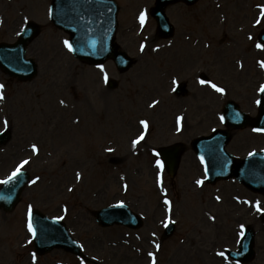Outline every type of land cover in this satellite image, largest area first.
Segmentation results:
<instances>
[{
	"label": "rangeland",
	"instance_id": "1",
	"mask_svg": "<svg viewBox=\"0 0 264 264\" xmlns=\"http://www.w3.org/2000/svg\"><path fill=\"white\" fill-rule=\"evenodd\" d=\"M117 1L119 36L126 33L122 49L137 57L138 63L125 78L118 77L116 90L108 89L104 81L106 74L114 77L112 63L101 69L81 64L66 46L68 36L51 24L28 50L39 65L34 81L20 83L0 70V85H4L0 133H13L0 147V184L24 161L28 163L20 169L31 174L15 211L0 210V264H152L153 256L156 264H203L210 255L211 264H222L214 254L225 246L223 237L228 233L234 237L240 225L256 223L227 219L223 202L214 200V194L244 197L245 192L234 190L231 183L200 188L194 182L204 176L190 169L187 157L174 178L161 174L160 161L149 154V148L175 140L169 128L176 113H186L190 124L199 120L198 114L204 115V105L213 99L208 92V101H203L206 94L196 83L202 71L196 69L205 70L210 79L217 76L213 60L222 55H216L212 47L227 44L225 38L234 43L223 48L225 59L235 58L240 47L245 49L246 34L255 31L252 10L255 5L263 7L264 0H204L188 9L174 5L167 10L175 26L168 40L156 36L150 16L155 0ZM38 7L34 3V9ZM262 27L264 19L256 32ZM180 56H186L185 60ZM255 66L256 61L246 60L245 69L235 73L247 78ZM168 67L174 71L163 77ZM172 77L189 83L187 97L172 95ZM228 83L232 89L238 86ZM153 102H157L154 110L149 108ZM140 119L150 120L151 130L145 143L135 146L132 139ZM117 203L141 214L143 228L99 227L94 212ZM34 209L63 220L81 244L85 260L62 250L36 255L28 218ZM170 222H175L176 233L164 240L163 231ZM108 244L114 247L111 252Z\"/></svg>",
	"mask_w": 264,
	"mask_h": 264
},
{
	"label": "water",
	"instance_id": "2",
	"mask_svg": "<svg viewBox=\"0 0 264 264\" xmlns=\"http://www.w3.org/2000/svg\"><path fill=\"white\" fill-rule=\"evenodd\" d=\"M184 1L188 4L196 0H158V5L153 11V16L158 22L159 29L165 36H170L173 32L165 16V8L174 2ZM111 1L101 0H55L52 21L56 26L64 28L72 36L74 55L90 64H101L109 58H113L117 66L127 70L133 64L128 57L115 50L113 46L114 30L117 26L116 9L110 13H105L106 5H113ZM92 14V16H89ZM91 18L86 20V18ZM34 31V34H32ZM37 35L36 29H30L23 36L22 44L10 47L0 46V66L9 74L19 78L22 81H28L37 74V66L33 60L25 59L26 42L31 41ZM264 103V101H263ZM264 110V105H263ZM264 120V113L262 116ZM10 137V133L0 135V144H3ZM253 162H245L247 168L251 167ZM175 161L169 164L170 171L175 169ZM255 168V167H254ZM248 177H253L255 171L250 169ZM233 174H211L213 182L230 178ZM28 175L23 172L4 183L0 189V207L5 211H12L19 195L28 181ZM254 182V181H249ZM98 221L102 226H112L120 224L132 228H138L141 223L136 215L132 214L126 207H110L97 213ZM32 224L35 232V248L38 253L44 254L54 248H65L76 254L79 253L77 244L71 239L68 231L58 221L50 220L39 212H34ZM170 235L173 231L169 229Z\"/></svg>",
	"mask_w": 264,
	"mask_h": 264
},
{
	"label": "flooded vegetation",
	"instance_id": "3",
	"mask_svg": "<svg viewBox=\"0 0 264 264\" xmlns=\"http://www.w3.org/2000/svg\"><path fill=\"white\" fill-rule=\"evenodd\" d=\"M0 4L2 5V12H0V21L3 19H9L7 16L10 14L8 13V9L11 10L13 13V20H11L12 25L5 28V39L15 40L18 36V32L20 29L21 24L24 23L25 19L28 15L32 14V0H0ZM7 21V20H6ZM219 64H223V60L221 57H219ZM191 65L189 64V67ZM225 70L224 67H221V78L224 79ZM258 73L256 72L253 78H244L239 79L238 85L246 87L249 89V92L246 94H240L239 90L237 92V96L243 100L245 110L250 113V111H254L256 113L257 110V97L256 93L252 91L254 90L258 84ZM264 73H260V80H262ZM245 81V82H243ZM223 93H226L225 91ZM213 102H210L206 105V108H210L211 105L217 106V111H213L211 113L205 114V119H203L200 122H197L196 124H190V122L186 119L184 122V134L186 137H190V133L193 132L194 128L201 129L200 134H207L210 133L213 129H215L217 126H223V114L222 110L224 108L225 103H214L215 99L212 96ZM184 106V105H183ZM187 116V114H186ZM169 130L172 132V134H175L173 129L169 128ZM198 133L196 131L193 132V134ZM228 150L237 157H244L252 152H264V133L257 132L254 129H245L241 131L233 132L231 141L228 145ZM195 164L193 162L191 169H198L197 167H194ZM238 188H241L240 186ZM246 190V189H245ZM256 201V200H255ZM261 207L264 209V202L261 203ZM249 213L252 212L250 209L248 211ZM257 213V211H256ZM261 220L264 219V215L258 216L251 215L252 219L256 218V223L253 225V228H257V224L259 222V218ZM233 219H240L242 217H236L232 216ZM231 233H229V236ZM237 235V233L235 234ZM264 237V226H261L258 228V230L255 233V240H254V250L255 255L253 258V261L251 262L254 264H264V240H260V238ZM224 245H237L239 244V240L237 242V238L234 236L232 238H223ZM238 246V245H237Z\"/></svg>",
	"mask_w": 264,
	"mask_h": 264
},
{
	"label": "snow or ice",
	"instance_id": "4",
	"mask_svg": "<svg viewBox=\"0 0 264 264\" xmlns=\"http://www.w3.org/2000/svg\"><path fill=\"white\" fill-rule=\"evenodd\" d=\"M144 19H145V17L142 15V16H141V22H142V23L144 22ZM66 44H67L69 50H73L71 44H69L68 42H66ZM257 47H264V45H257ZM262 66H264V64H262ZM107 79H108V78H107V76H106V77H105V81H106V82H107ZM201 83H204V81H201ZM3 87H4V85H0V90H2ZM212 87L215 88L216 91H218V92H223V91H224V89L217 87L215 84H213ZM261 91L264 92V88H262ZM2 99H4V97H3V95H2V92H0V100H2ZM258 103H259V102H258ZM145 127H147V124H145ZM257 131H260V129H257ZM142 138H143V137H141V139H142ZM33 147L35 148V146H33ZM27 163H28V161H24L23 164H21L20 168H23V166H24L25 164H27ZM161 167H162V165H161ZM20 168H18L17 171L13 173V177H15L17 174H19V172H20ZM10 179H11V178H10ZM2 183H8V181H3ZM199 183H202V181L199 182ZM29 228H30V230H32V229H31V224H29ZM32 231H33V234H35L34 230H32ZM157 248H159V245H157ZM149 255H152V254L150 253ZM221 255H224V254L221 253ZM152 264H156V260H155V257H154V256H153Z\"/></svg>",
	"mask_w": 264,
	"mask_h": 264
},
{
	"label": "bare ground",
	"instance_id": "5",
	"mask_svg": "<svg viewBox=\"0 0 264 264\" xmlns=\"http://www.w3.org/2000/svg\"><path fill=\"white\" fill-rule=\"evenodd\" d=\"M224 40L226 41V43H229V42H230V39L228 40V39L225 38ZM106 247H107V251H108V252H111L112 249L114 248V247H113L112 245H110V244H108Z\"/></svg>",
	"mask_w": 264,
	"mask_h": 264
}]
</instances>
